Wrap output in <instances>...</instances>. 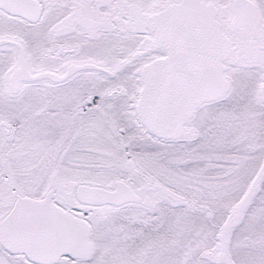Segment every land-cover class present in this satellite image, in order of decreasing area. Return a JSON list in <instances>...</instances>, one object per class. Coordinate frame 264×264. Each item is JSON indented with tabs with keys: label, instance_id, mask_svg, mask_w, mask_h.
Masks as SVG:
<instances>
[{
	"label": "snow or ice",
	"instance_id": "1",
	"mask_svg": "<svg viewBox=\"0 0 264 264\" xmlns=\"http://www.w3.org/2000/svg\"><path fill=\"white\" fill-rule=\"evenodd\" d=\"M0 264H264V0H0Z\"/></svg>",
	"mask_w": 264,
	"mask_h": 264
}]
</instances>
